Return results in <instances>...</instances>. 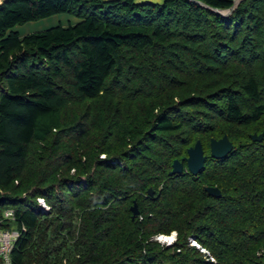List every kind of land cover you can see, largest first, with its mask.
<instances>
[{"label": "trees", "instance_id": "trees-1", "mask_svg": "<svg viewBox=\"0 0 264 264\" xmlns=\"http://www.w3.org/2000/svg\"><path fill=\"white\" fill-rule=\"evenodd\" d=\"M0 230L10 264H264V0H2Z\"/></svg>", "mask_w": 264, "mask_h": 264}, {"label": "water", "instance_id": "water-1", "mask_svg": "<svg viewBox=\"0 0 264 264\" xmlns=\"http://www.w3.org/2000/svg\"><path fill=\"white\" fill-rule=\"evenodd\" d=\"M234 3L236 4L237 1L234 0ZM250 138L253 141H261L263 138V132L257 134L252 133L250 134ZM209 151L210 156L216 159L224 158L226 155L232 150L233 144L229 140L226 134H223L222 137L216 139L211 138L209 142ZM206 159V155L204 154V150L202 148V144L200 140H196V142L193 144V146H190L187 148V155L182 157L181 159H174L172 162L171 170L169 171V175L172 174H179L182 173L184 170L183 161L186 163L187 171H189L193 175H197L203 168L204 161ZM204 189L211 195L218 197L220 196V191L215 186H205ZM148 194L152 195L153 190L151 188L148 189ZM132 211V218H134L138 214V208L137 204L134 201L133 204L130 207ZM171 234H174V237L176 236V232L173 231ZM166 236L164 234L157 237L159 241H161L160 237ZM168 237V236H166ZM174 241V240H173ZM172 241V242H173ZM162 242L166 244H171L172 242H169L167 239L162 240Z\"/></svg>", "mask_w": 264, "mask_h": 264}, {"label": "built area", "instance_id": "built-area-1", "mask_svg": "<svg viewBox=\"0 0 264 264\" xmlns=\"http://www.w3.org/2000/svg\"><path fill=\"white\" fill-rule=\"evenodd\" d=\"M40 204L43 207H46V204L43 199H39ZM4 216L6 218H12L13 212L11 209L4 211ZM19 233L17 231L10 230H0V259L1 264H10V252L13 247V243Z\"/></svg>", "mask_w": 264, "mask_h": 264}, {"label": "crops", "instance_id": "crops-1", "mask_svg": "<svg viewBox=\"0 0 264 264\" xmlns=\"http://www.w3.org/2000/svg\"><path fill=\"white\" fill-rule=\"evenodd\" d=\"M2 0H0L1 2ZM56 17H60V18H63L66 22H61V23H57L55 25H53V21L56 20L57 18ZM75 17H72L70 15H67V14H59V15H54L52 16L51 18H45L43 19L42 21H33V22H27V26H25V31H23L20 36H24L25 34L27 33H31V32H35L34 30H44V29H47V28H50V27H53V26H56L58 24H62V25H67L68 23H76L78 22L79 20H74ZM52 19V20H51ZM42 23H44L42 25ZM24 25V24H23ZM18 27V26H17ZM16 28V27H15ZM16 31V30H15ZM18 32V31H17ZM19 33V32H18Z\"/></svg>", "mask_w": 264, "mask_h": 264}, {"label": "rangeland", "instance_id": "rangeland-1", "mask_svg": "<svg viewBox=\"0 0 264 264\" xmlns=\"http://www.w3.org/2000/svg\"><path fill=\"white\" fill-rule=\"evenodd\" d=\"M136 1H151V2H162L163 0H136ZM237 2L240 1V0H236ZM52 17V16H51ZM51 17H48V18H51ZM57 19L53 21V25L57 24V23H61V22H66L63 18H60V17H56ZM74 19V18H73ZM43 19L39 20V21H42ZM52 20V19H51ZM74 20H77L76 18ZM44 22V21H42ZM44 23H42L43 25ZM25 26H27V24L25 23L24 25H20L16 28H14V30L18 31L19 34H21L23 31H25ZM34 31H40V30H34Z\"/></svg>", "mask_w": 264, "mask_h": 264}, {"label": "bare ground", "instance_id": "bare-ground-1", "mask_svg": "<svg viewBox=\"0 0 264 264\" xmlns=\"http://www.w3.org/2000/svg\"><path fill=\"white\" fill-rule=\"evenodd\" d=\"M160 238H161V239H160L161 241L164 240V239H167V238H172L170 241H169V239H167L169 242H172V241L175 239L174 234H171V235H169L168 237H166V236H161Z\"/></svg>", "mask_w": 264, "mask_h": 264}, {"label": "snow or ice", "instance_id": "snow-or-ice-1", "mask_svg": "<svg viewBox=\"0 0 264 264\" xmlns=\"http://www.w3.org/2000/svg\"><path fill=\"white\" fill-rule=\"evenodd\" d=\"M167 239H169V241H170L172 238H167Z\"/></svg>", "mask_w": 264, "mask_h": 264}]
</instances>
